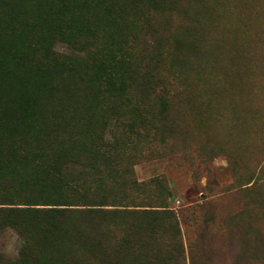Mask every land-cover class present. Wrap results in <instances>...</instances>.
Segmentation results:
<instances>
[{"label": "trees", "instance_id": "1", "mask_svg": "<svg viewBox=\"0 0 264 264\" xmlns=\"http://www.w3.org/2000/svg\"><path fill=\"white\" fill-rule=\"evenodd\" d=\"M131 3L140 43L105 39L96 26L117 24L107 0H0L16 44L0 46V235L22 242L14 258L0 249V264H180L167 183L134 180L133 165L138 150L176 131L174 70L205 26V0ZM172 12L174 29L159 22ZM82 79L98 90L99 116L71 123L59 106L43 115L44 90Z\"/></svg>", "mask_w": 264, "mask_h": 264}, {"label": "rangeland", "instance_id": "2", "mask_svg": "<svg viewBox=\"0 0 264 264\" xmlns=\"http://www.w3.org/2000/svg\"><path fill=\"white\" fill-rule=\"evenodd\" d=\"M107 2L117 24L96 26L105 39L138 37L140 43L132 0ZM204 8L205 26L174 70L181 75L169 114L176 131L167 144L138 150L133 179H165L184 246L180 264H264V0H205ZM177 15L159 22L171 21L174 29ZM8 22L0 9V46L7 51L16 45ZM54 49L76 55L64 43ZM91 77L93 71L85 79ZM85 79L44 90L43 115L51 116L54 106L71 123L98 115V90ZM21 244L13 231L0 235V249L11 258Z\"/></svg>", "mask_w": 264, "mask_h": 264}]
</instances>
